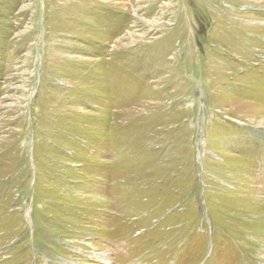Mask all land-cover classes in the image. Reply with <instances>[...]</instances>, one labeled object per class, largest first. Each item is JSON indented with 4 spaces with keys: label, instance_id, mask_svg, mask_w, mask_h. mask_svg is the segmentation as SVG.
<instances>
[{
    "label": "rangeland",
    "instance_id": "rangeland-1",
    "mask_svg": "<svg viewBox=\"0 0 264 264\" xmlns=\"http://www.w3.org/2000/svg\"><path fill=\"white\" fill-rule=\"evenodd\" d=\"M0 264H264V0H0Z\"/></svg>",
    "mask_w": 264,
    "mask_h": 264
},
{
    "label": "bare ground",
    "instance_id": "bare-ground-1",
    "mask_svg": "<svg viewBox=\"0 0 264 264\" xmlns=\"http://www.w3.org/2000/svg\"><path fill=\"white\" fill-rule=\"evenodd\" d=\"M158 26H160V25H158ZM162 26V25H161ZM133 221V220H132ZM127 222V221H126Z\"/></svg>",
    "mask_w": 264,
    "mask_h": 264
}]
</instances>
